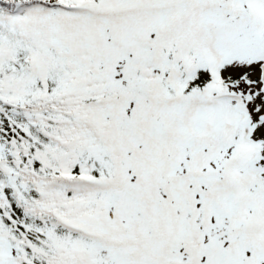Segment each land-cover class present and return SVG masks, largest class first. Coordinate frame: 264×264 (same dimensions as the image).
Segmentation results:
<instances>
[{"label": "snow or ice", "instance_id": "6c2138e0", "mask_svg": "<svg viewBox=\"0 0 264 264\" xmlns=\"http://www.w3.org/2000/svg\"><path fill=\"white\" fill-rule=\"evenodd\" d=\"M0 264H264V0H0Z\"/></svg>", "mask_w": 264, "mask_h": 264}]
</instances>
